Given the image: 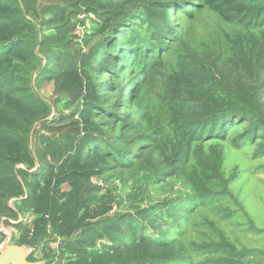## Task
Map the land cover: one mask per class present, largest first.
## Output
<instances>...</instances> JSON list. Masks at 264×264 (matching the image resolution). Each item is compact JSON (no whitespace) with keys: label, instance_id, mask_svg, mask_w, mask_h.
I'll return each mask as SVG.
<instances>
[{"label":"trees","instance_id":"trees-1","mask_svg":"<svg viewBox=\"0 0 264 264\" xmlns=\"http://www.w3.org/2000/svg\"><path fill=\"white\" fill-rule=\"evenodd\" d=\"M203 10L221 29L196 49ZM247 171L264 173V0H0V222L28 262L263 264L239 243L264 238L233 191Z\"/></svg>","mask_w":264,"mask_h":264},{"label":"rangeland","instance_id":"rangeland-1","mask_svg":"<svg viewBox=\"0 0 264 264\" xmlns=\"http://www.w3.org/2000/svg\"><path fill=\"white\" fill-rule=\"evenodd\" d=\"M36 1H41V4H44V2H48L49 0ZM182 21L184 22V20ZM220 29L221 25L219 24L216 17L213 14L203 10L201 15L194 21L193 28L189 33V39L196 41L197 44L201 43V45H198L196 49H202L203 42L209 39H215L216 35L220 34ZM31 46H33V44H31ZM37 64L38 62L33 63L31 68L34 69ZM107 78L108 75L104 74V82H107ZM36 88L38 92L45 98L51 95V85H46L45 83L39 82L36 85ZM243 177L238 182V186L233 188V191L236 194L241 191V196L246 198L248 204L251 206L252 214L256 219L257 226L264 229V173L258 174L256 176H251L250 171H247V173ZM138 179V175L134 176L132 173L129 172V174L124 175V184L121 183V181H119V184H116L119 185L118 193L120 195V204L114 207V211H118L121 213L126 212L129 208V205H134L133 203H130L131 201L130 199H128L127 195L129 193H132L135 186L139 185ZM174 186L178 187V185ZM150 192L155 193L156 191L151 188ZM168 194L169 191L163 188V190L159 192V194H155L154 196H157L158 198H163ZM9 236H11V234H9ZM238 237L240 244L246 245L248 247L264 248V238L252 236L249 234H238ZM36 256L39 257L40 254H37Z\"/></svg>","mask_w":264,"mask_h":264},{"label":"water","instance_id":"water-1","mask_svg":"<svg viewBox=\"0 0 264 264\" xmlns=\"http://www.w3.org/2000/svg\"><path fill=\"white\" fill-rule=\"evenodd\" d=\"M31 250L25 246L11 244V236L6 234V239L0 244V264H44V262H28Z\"/></svg>","mask_w":264,"mask_h":264},{"label":"built area","instance_id":"built-area-1","mask_svg":"<svg viewBox=\"0 0 264 264\" xmlns=\"http://www.w3.org/2000/svg\"><path fill=\"white\" fill-rule=\"evenodd\" d=\"M1 220L3 221V219H1ZM2 221H1V222H2ZM1 222H0V227H1V228H0V232L4 233V234L6 235L7 232H5V231L2 229V226H1L2 223H1Z\"/></svg>","mask_w":264,"mask_h":264}]
</instances>
